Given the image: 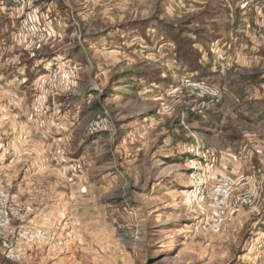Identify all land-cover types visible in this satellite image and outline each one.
<instances>
[{"label": "rangeland", "instance_id": "1", "mask_svg": "<svg viewBox=\"0 0 264 264\" xmlns=\"http://www.w3.org/2000/svg\"><path fill=\"white\" fill-rule=\"evenodd\" d=\"M0 264H264V0H0Z\"/></svg>", "mask_w": 264, "mask_h": 264}, {"label": "built area", "instance_id": "2", "mask_svg": "<svg viewBox=\"0 0 264 264\" xmlns=\"http://www.w3.org/2000/svg\"><path fill=\"white\" fill-rule=\"evenodd\" d=\"M1 202V200H0ZM1 207V206H0ZM0 222L5 225L9 222L8 211L5 209H0Z\"/></svg>", "mask_w": 264, "mask_h": 264}]
</instances>
